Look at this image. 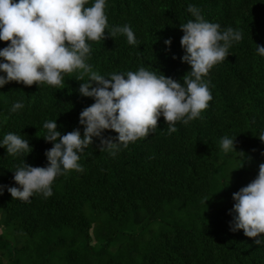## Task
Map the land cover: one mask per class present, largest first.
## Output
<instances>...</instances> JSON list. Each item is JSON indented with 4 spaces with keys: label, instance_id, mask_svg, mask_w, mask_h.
Wrapping results in <instances>:
<instances>
[{
    "label": "trees",
    "instance_id": "trees-1",
    "mask_svg": "<svg viewBox=\"0 0 264 264\" xmlns=\"http://www.w3.org/2000/svg\"><path fill=\"white\" fill-rule=\"evenodd\" d=\"M189 5L222 31H242L227 59L204 77L212 94L209 107L187 125L178 122L171 134L161 116L155 131L127 147L120 144L111 150L115 155L100 150V138L94 137L80 154L84 171L58 176L49 198L13 199L7 188L19 187L14 171L23 161L48 165L45 152L53 144L43 138L45 122L56 121L61 135L77 128L83 135L80 113L95 101L79 88L89 77L78 81L79 71L65 74L59 89L16 82L0 87V144L14 133L32 148L29 154L9 155L0 147V185L5 186L0 264H264V243L257 245L243 230L231 231L233 193L241 186L220 179L217 165L225 136L235 138L246 160L264 163L259 139L264 133V56L257 51V45L264 47V0H106L109 29L104 40L88 41L86 62L105 77L144 67L183 83L191 66L182 62L180 25L194 20ZM125 24L138 45L129 44L124 34H108ZM4 47L7 43L0 41ZM16 102L24 107L13 111ZM117 135L102 133L104 138ZM167 209L171 220L163 214ZM179 210L186 217L176 219ZM258 238L264 241V235Z\"/></svg>",
    "mask_w": 264,
    "mask_h": 264
},
{
    "label": "clouds",
    "instance_id": "clouds-1",
    "mask_svg": "<svg viewBox=\"0 0 264 264\" xmlns=\"http://www.w3.org/2000/svg\"><path fill=\"white\" fill-rule=\"evenodd\" d=\"M88 3L89 0H0V41L7 43V47L0 49V72L6 74L0 75V87L16 82L59 89L65 74L79 71L76 80H83L84 75L89 77L81 83L80 94L95 101L80 113L83 135L79 128L61 135L56 121L44 123L47 134L43 138L53 144L45 152L48 165L34 167L23 161L14 171L19 187L7 188L13 199L28 201L34 194L51 197L58 176L73 170L84 171L80 154L93 144L94 137L100 138V150L111 151L120 144L127 147L130 142L147 137L158 127L161 116L169 134L177 131L178 122L187 125L200 118L212 100L209 82L204 77L227 59L233 42L242 40L241 30L228 27L222 31L219 23L206 21L198 7L189 5L194 20L180 25L184 33L180 44L185 50L182 62L191 66L183 83L144 67L105 77L93 71L86 61L91 53L88 41L104 40L109 29L106 0H94L90 7L86 6ZM108 34L112 38L124 34L129 44L138 45L128 24L112 27ZM171 43V39L165 40L166 45ZM257 51L264 56V47L257 45ZM23 107L22 102H16L12 110ZM105 130L118 135L104 138ZM259 139L264 141V133ZM0 147H6L9 155L32 151L28 140L14 133L6 134ZM220 147L225 153L235 150V138L223 137ZM111 154L115 155V151ZM4 187L0 185V195ZM233 200L231 231L243 230L257 245L264 243L258 238L264 235V163L259 165L255 179L233 193Z\"/></svg>",
    "mask_w": 264,
    "mask_h": 264
},
{
    "label": "rangeland",
    "instance_id": "rangeland-1",
    "mask_svg": "<svg viewBox=\"0 0 264 264\" xmlns=\"http://www.w3.org/2000/svg\"><path fill=\"white\" fill-rule=\"evenodd\" d=\"M260 164L261 163L246 160L244 152L237 148L228 153H225L222 150L217 160V165L221 170L220 179L226 180L228 182L238 181L241 188L246 186L256 178V176L258 175ZM170 212L171 211L167 209L163 214L171 220L173 219V216H171ZM176 214V219H183L184 217H186L185 213L182 210H179V213ZM138 230V228H135V232H137ZM144 231L147 232V229H145ZM127 233H130V231L127 230Z\"/></svg>",
    "mask_w": 264,
    "mask_h": 264
}]
</instances>
